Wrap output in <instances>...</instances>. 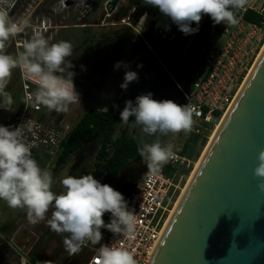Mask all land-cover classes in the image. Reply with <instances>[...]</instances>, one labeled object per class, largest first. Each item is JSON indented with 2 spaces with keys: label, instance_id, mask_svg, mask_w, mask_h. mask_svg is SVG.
Wrapping results in <instances>:
<instances>
[{
  "label": "clouds",
  "instance_id": "clouds-1",
  "mask_svg": "<svg viewBox=\"0 0 264 264\" xmlns=\"http://www.w3.org/2000/svg\"><path fill=\"white\" fill-rule=\"evenodd\" d=\"M80 2L87 10L86 0ZM142 3L156 8L185 36L199 31V23L205 14L214 25L236 26L242 19L237 13L248 6V0H142ZM192 24L196 26L192 27ZM29 26V18L13 20L8 9L0 8V108L8 110L12 105V95L6 85L12 70L20 68L36 84L34 91L28 94L29 103L43 106L49 112H68L70 105L79 104V93L73 82L75 73L70 71L73 65L67 59L73 52L69 41L50 43V37H45L41 31H33L31 37L24 40L23 51L15 57L4 51L10 37L24 32ZM165 27L167 30V25ZM113 68H124L123 82L119 85L121 90L138 80L137 72L129 70V65L123 62H116ZM193 116L189 104L155 100L151 92L124 101L119 125L138 128L142 134L137 152L149 177L159 176L176 155L173 145L162 138L170 133L189 134L193 129ZM129 117L133 118L131 122ZM32 126L28 120L15 128L0 125V201L9 208L24 209L30 224L45 221L51 231L67 233L63 245L69 256L80 252L88 241L92 245L100 244L94 264H138L134 253L127 248L117 243H100L101 229L120 238L135 237L137 214L128 201L119 191L95 179L92 173L65 175L59 181L62 191L54 192L51 170L39 165L26 138V132L31 131ZM257 161L253 176L261 181L257 189L264 193V149L259 152ZM105 213L109 214L107 223L102 219ZM24 264H27L26 260Z\"/></svg>",
  "mask_w": 264,
  "mask_h": 264
},
{
  "label": "rangeland",
  "instance_id": "rangeland-1",
  "mask_svg": "<svg viewBox=\"0 0 264 264\" xmlns=\"http://www.w3.org/2000/svg\"><path fill=\"white\" fill-rule=\"evenodd\" d=\"M14 1L7 0L2 8L7 9L9 5L13 6ZM34 1L35 3L31 4L29 12L23 13L22 8H20L21 11L16 10L9 15L13 20L28 18V14L34 10L35 6L40 5L42 0ZM107 1L86 0V5L89 6L88 9L91 8L90 13L85 15L84 20L77 22L78 28L69 27L64 30L62 39L59 35L57 38H53V36L50 37V35L45 34V37H50V43L66 40L72 44L73 52L67 59L73 65L70 71L75 73L73 77L74 85L82 90L79 104L70 105L68 112L56 113L45 110L42 118L48 124L58 128L66 126L71 128L88 107L101 111L107 109L108 111L120 89L119 85L122 82L124 70V68L114 70L113 65L118 61L126 64L129 58L133 59V71L137 72L138 80L129 83L125 92V100H134L140 94L151 92L152 98L155 100H172L180 104V91L184 89V76H181L184 65L188 62L194 68L204 58H202L203 55H200L197 61L192 62L191 56L195 50L197 51L199 44H204V37L209 33L211 19L206 14L202 15L197 33L183 36L176 25L165 31L164 24L167 18L162 16L161 13H159V17L155 22L147 19L144 16L146 4H143L142 0H119L112 14H109V9L105 10ZM137 1L140 2L139 7L135 6ZM91 2H94V6H91ZM37 9L39 12L40 8ZM73 9H79L77 13L80 17L85 14V9L80 0H76L73 7L67 10V13H62L65 19H63L62 24L72 25ZM44 22L46 25L49 24L47 19H44ZM195 26L193 24L192 27ZM127 27L130 28L131 36L125 42V46L122 47L121 43L113 37L115 33L121 32ZM25 37L29 39L31 36L25 32ZM175 47L176 50L174 51ZM21 51H23L22 47L16 52L13 47L9 46L5 52L15 57ZM137 65H142L144 70L139 72L141 67L138 68ZM81 66H83V70ZM147 67L153 69L154 72L147 74L145 70ZM178 76L179 78H177ZM153 77L157 78L154 82H152ZM10 78L9 89L17 91V68L12 70ZM132 119V117H129V122ZM221 119L210 126L203 127L206 132L205 143L196 145L193 150L196 157L190 158L188 167L181 169L179 173L181 176L175 182L174 204L182 196V190L184 191L189 177L194 172V165L204 154L209 138ZM119 122L120 117L117 121L114 136L120 138L129 135L138 142L142 135L139 129L119 125ZM146 139L150 141L152 138ZM184 141L185 136L176 139L175 146L178 150H182ZM97 149L98 144L96 143L86 144L71 154L60 166L55 165L56 159H48L36 152H32V155L42 168L51 170L54 180L52 190L58 193L62 191V185L59 181L65 175L80 176L92 173L95 179L101 180V170L93 165ZM146 169V165L141 158H136L120 172L112 188L119 191L126 198L127 194L141 180ZM107 214L105 213L106 217ZM50 215L51 210L48 213V216ZM103 220L105 223L108 222V218ZM0 234L7 241L10 240L15 249H20L29 258L30 255H36L38 258L36 264H85L93 248L98 245L87 242L80 252L69 256L63 245V238L68 235L67 233L58 234L51 231L45 221L35 225L28 223L24 209L9 208L4 201H0ZM1 243L2 240L0 239L3 256L7 261L6 264H16L15 252L6 243Z\"/></svg>",
  "mask_w": 264,
  "mask_h": 264
},
{
  "label": "water",
  "instance_id": "water-1",
  "mask_svg": "<svg viewBox=\"0 0 264 264\" xmlns=\"http://www.w3.org/2000/svg\"><path fill=\"white\" fill-rule=\"evenodd\" d=\"M239 92L148 264H264V51Z\"/></svg>",
  "mask_w": 264,
  "mask_h": 264
},
{
  "label": "built area",
  "instance_id": "built-area-1",
  "mask_svg": "<svg viewBox=\"0 0 264 264\" xmlns=\"http://www.w3.org/2000/svg\"><path fill=\"white\" fill-rule=\"evenodd\" d=\"M6 1L0 0V8L5 6ZM7 9L9 14L12 13V5ZM248 11L260 15L261 21L253 23L245 20L243 16ZM237 15L242 17L240 23L236 26L224 25L204 59L192 69L187 90L181 91L183 95L181 105L189 104L194 111L193 129L190 133L199 135L200 139L206 135L203 127L214 124L231 106L264 45V0H248L246 10L239 11ZM33 31L48 34L47 25L43 21L40 24L30 21V26L24 32L10 37L4 51L11 46L17 52L26 40L25 32L31 36ZM17 79V100L13 97L16 91L9 89L11 78L8 79L6 90L11 93L13 103L8 110L0 108V125L15 128L24 121L32 122L31 131L26 132V138L31 143V151L48 159L54 158L70 128L67 126L58 128L45 122L42 115L47 109L43 106L36 107L27 99L28 94L36 88V84L20 68H17ZM74 86L80 99L82 90ZM182 136L186 138L183 132L170 133L163 138L164 142L173 145L176 155L163 167L159 176L149 177L146 169L126 199L137 214L135 237L120 238L107 231L101 243H117L127 248L134 253L138 264L149 263L158 245L164 223L174 205L175 182L181 176L179 175L181 169L187 168L190 163V158L182 155L175 146L176 139ZM0 239L15 252L16 264H24L25 260L27 264H32L28 255L20 249H15L10 240L7 241L1 234ZM87 242L85 241L82 247H85ZM99 246L93 248L85 264H94L96 249ZM4 262H7L6 259Z\"/></svg>",
  "mask_w": 264,
  "mask_h": 264
},
{
  "label": "trees",
  "instance_id": "trees-1",
  "mask_svg": "<svg viewBox=\"0 0 264 264\" xmlns=\"http://www.w3.org/2000/svg\"><path fill=\"white\" fill-rule=\"evenodd\" d=\"M147 19L152 21H156L159 17V11L156 8L151 6H147L145 10V15ZM244 19L253 23H259L261 21V16L257 15L251 11H248L244 14ZM165 26L167 25V29L169 27L172 28L174 24H172L168 19L165 21ZM164 26L165 31L166 27ZM223 24H213L210 20L209 23V33H207L203 40V45L199 44V48L197 51L192 54L191 59L192 62L197 61L200 55L205 57L208 50L211 48L213 42L218 38L221 30L223 29ZM131 31L130 28H125L123 31L115 33L114 39L121 43V46H125V42L130 38ZM200 53V54H199ZM204 59V58H203ZM129 65V70L133 71V59L129 58L126 62ZM191 63H186L184 68L182 69L181 76L183 77L184 89L187 90L188 84L190 82V76L192 72L193 66ZM192 66V67H191ZM191 68V69H190ZM144 67L139 69V72H142ZM146 73L150 74L154 72L153 69L147 67ZM173 72V70H172ZM124 75V70H123ZM179 78V76L177 77ZM154 81L157 80L156 77L152 79ZM123 82V77H122ZM121 82V83H122ZM18 86V82H17ZM125 92L126 90L119 89L112 107L108 111H101L92 107L86 108L82 114L79 116L78 120L75 122L73 126L69 129L67 134L65 135L60 149L56 156L53 159H56L55 165L60 166L63 164L67 158L78 151L86 144L96 143L98 144V149L95 153L94 157V167L99 168L101 170V180L102 184H108L113 187L114 183L118 179L120 172L131 164V161L135 160L139 157L137 152L138 142L129 135H124L120 138L115 137V132L117 129V121L119 119V113L124 107L125 101ZM181 101L182 103V92ZM14 100H17V91L13 94ZM12 97V98H13ZM217 115V114H216ZM218 116V115H217ZM205 138L200 139L199 135L189 133L186 135L181 154L187 156L188 158H195L196 154L193 152L196 145H203L205 143ZM133 190V189H132ZM131 190V191H132ZM130 191V192H131ZM129 192V193H130ZM127 194L126 198L128 197ZM109 220V214L107 217L105 214L103 215V219ZM102 240L103 242L105 236L107 234V230H102ZM98 244L97 246H99ZM30 262L32 264H36L38 258L36 255H30ZM0 264H6L4 262L3 256V247L0 246Z\"/></svg>",
  "mask_w": 264,
  "mask_h": 264
},
{
  "label": "flooded vegetation",
  "instance_id": "flooded-vegetation-1",
  "mask_svg": "<svg viewBox=\"0 0 264 264\" xmlns=\"http://www.w3.org/2000/svg\"><path fill=\"white\" fill-rule=\"evenodd\" d=\"M75 1L76 0H64V2L63 0H42L40 5L35 6L34 10L28 14V18L30 19V21L35 22L37 24H40L44 19H47V21L50 24V25L49 24L47 25L48 35H50V37L53 36V38H57V36L59 35L60 39H62V36H63L62 32L64 30H67L69 27L78 28L77 22L84 20L86 17L85 15H88L91 11V8L88 9L89 6H87V10H85V14L80 17L78 16V13H77L79 9L78 10L73 9L72 11H73L74 16L71 19L72 25L68 26V25L62 24L63 19H64L62 13L63 12L67 13L68 12L67 10L70 7H73ZM32 3H35V1L34 0H15L12 6V14L16 10L21 11L20 8H22L23 13L29 12ZM91 6H94V2H91ZM135 6L139 7L140 2L137 1L135 3ZM147 6L148 5H146V8ZM38 7L40 8L39 12L37 9ZM105 10L110 11V7L106 5ZM114 10L110 11L109 14H112Z\"/></svg>",
  "mask_w": 264,
  "mask_h": 264
},
{
  "label": "bare ground",
  "instance_id": "bare-ground-1",
  "mask_svg": "<svg viewBox=\"0 0 264 264\" xmlns=\"http://www.w3.org/2000/svg\"><path fill=\"white\" fill-rule=\"evenodd\" d=\"M263 51H264V45H263L261 51L259 52V54L257 55V57L255 58V62H254V64H253L252 70L249 71V73L247 74L246 78L244 79V82H243V84H242V87H241L240 90H239L240 92H241L242 89L244 88V86H245V84H246L248 78L250 77V75H251V73H252V71H253V68L256 66V64H257L259 58L261 57ZM240 92H239V93H240ZM232 105H233V103H232ZM232 105H231V106L228 108V110L224 113V115L222 116V119L220 118L221 120L219 121V123L216 124V129H215L214 133L211 135V137L209 138V141H208L207 146H206V148H205L204 154H205V152L207 151V149H208V147L210 146V144L212 143V141H213V139H214V136L216 135L217 130L219 129L221 123H222L223 120L225 119V117H226L228 111L230 110V108L232 107ZM204 154H203L202 157L199 159V161L194 165V166H195V169H194L193 174H191L192 176L189 177V180H188L187 186H188V184L190 183V180H191V178L193 177V175H194V173H195V171H196L198 165L200 164L202 158L204 157ZM191 173H192V172H191ZM187 186H186V188H187ZM186 188L184 189V191L182 190V193H183V194H184ZM183 194H182V196L179 197L178 201H176V204H174V206H173V208H172V210H171V212H170V214H169L167 220L165 221V223H164V229H163V231H162V234H163V232L166 230V228H167V226H168V224H169V222H170V220H171L173 214L175 213V211H176V209H177V207H178V205H179V203H180V201H181V199H182V197H183ZM162 234H161V236H162ZM161 236H160V238H161ZM159 240H160V239H159ZM158 243H159V242H158Z\"/></svg>",
  "mask_w": 264,
  "mask_h": 264
}]
</instances>
